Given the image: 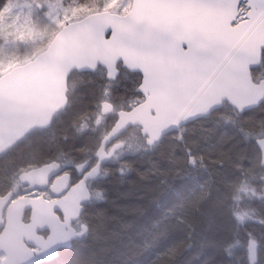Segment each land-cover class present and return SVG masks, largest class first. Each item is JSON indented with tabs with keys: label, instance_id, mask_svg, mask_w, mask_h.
<instances>
[{
	"label": "water",
	"instance_id": "obj_1",
	"mask_svg": "<svg viewBox=\"0 0 264 264\" xmlns=\"http://www.w3.org/2000/svg\"><path fill=\"white\" fill-rule=\"evenodd\" d=\"M240 4L247 12L236 23ZM262 51L264 0H132L124 16L100 12L65 25L44 52L2 75L0 156L31 132L48 129L53 116L66 109L67 80L73 72L101 68L105 79L115 82L120 65L140 75L136 93L143 98L130 111L116 113L96 150L94 167L71 189L67 176L57 177L56 163L19 176L29 191L48 189L58 199L16 200L7 208L5 224L1 213L9 195L0 199L2 264L47 263L58 250L70 248L76 240L70 225L89 200L86 183L96 179L100 166L121 146L113 143L128 129L138 128L150 148L223 103L238 114L258 108L264 81L254 84L251 70L259 66ZM111 112L110 104L101 105L102 116ZM256 144L264 168V139ZM26 211L30 218L24 225Z\"/></svg>",
	"mask_w": 264,
	"mask_h": 264
},
{
	"label": "trees",
	"instance_id": "obj_2",
	"mask_svg": "<svg viewBox=\"0 0 264 264\" xmlns=\"http://www.w3.org/2000/svg\"><path fill=\"white\" fill-rule=\"evenodd\" d=\"M261 70L264 72V55L259 71ZM259 71L253 72L254 78L255 76L264 78V73L260 76ZM83 109L84 106L79 110ZM117 109L124 110V107ZM213 115L210 117L214 118ZM235 117L239 118L242 129H253L255 124L262 125L264 103L241 116L235 113ZM95 129L97 128L94 117L82 116L73 124L74 131H82L79 133L81 140L67 144V140L63 142V138H60L59 147L63 154L54 156L55 151L37 146L38 148L33 150L35 165L51 161L65 164L81 160L77 158L76 151L80 146H77V143L83 142L86 139L83 135L93 134ZM214 131L220 137L219 144L214 145L215 142L207 135L201 140L202 150L205 153H202L204 158L202 161L207 165V172L202 174L187 172L188 174L185 175L190 178L188 180H181L172 174L167 150L165 152L162 147L159 151L156 149L163 145L168 136L151 150H147L142 142V160L133 159L138 153H128L123 161L127 164L131 162L129 163L130 166L132 165L131 170H123L118 166L116 171L107 173L104 169L100 189L107 194L106 203L91 206L84 211V217L93 216L95 221H98L96 224H101L98 230L99 224H95L94 239L91 232L87 239L66 252L63 259L57 258L49 264H62L66 255L65 264H139L141 261L142 264H146L147 261L151 264H220L221 247L226 264H229L223 247L234 235L237 239L242 234L248 235V239H251L249 235L251 230L247 233L245 230L249 226L243 225L238 226L237 231L232 233L233 225L225 208L232 190L230 183L223 180V176L231 172L229 175L235 179L238 177L237 171L234 170V174L232 169L235 167L238 169L241 162L250 161L244 157V154H250L253 161L256 156L250 145L242 147L240 141L239 144L229 146L231 150L225 149L229 139H233V132L229 128L214 129ZM155 149L156 152L148 155ZM207 149H210V152L206 151ZM231 156L234 161L228 167L227 173L222 174ZM15 160H19L18 157L7 158L5 162L0 163V166L8 167ZM139 161H142V164H139L141 163ZM1 176L0 173V178ZM189 182L195 185L202 183L201 188H203L192 190ZM4 187L5 185L1 188ZM217 188H219L218 192ZM208 189L211 196L206 193ZM179 193L182 197L175 198ZM190 194L193 198L187 197ZM220 195L221 199H219ZM179 201L182 203L178 205ZM195 207L201 210V214L195 213ZM167 209L169 210L166 211ZM162 212H172V216L167 217V221L157 222ZM155 218L156 222L153 223ZM91 227L92 225L90 230L93 228ZM240 240L243 243L248 241L243 236ZM158 252L162 255L154 258Z\"/></svg>",
	"mask_w": 264,
	"mask_h": 264
},
{
	"label": "rangeland",
	"instance_id": "obj_3",
	"mask_svg": "<svg viewBox=\"0 0 264 264\" xmlns=\"http://www.w3.org/2000/svg\"><path fill=\"white\" fill-rule=\"evenodd\" d=\"M130 3L131 0H0V76L16 66L31 61L36 55L44 51L53 36L65 24L78 21L87 15L98 12L124 15L128 11ZM241 13L242 16L244 8ZM259 72L260 76L264 73L262 70ZM261 79L264 78L260 77L257 80ZM139 82L140 78L137 75L126 72H121L114 83L106 81L105 74L101 70L93 74L72 75L68 83L69 106L66 112L56 118L49 131L32 134L17 149L11 152L9 158L18 157L19 160H15L14 164L8 167L0 166L2 167L0 170L2 175L0 187L8 186L10 179L15 178L20 171L32 167V162L36 164L33 150L39 146L51 149L56 153L61 150L59 147L60 138H63V142L67 140V144L80 141L79 133H82V131H74L73 124L82 116L94 117V124L97 129L93 130V134H84L83 136H86V139L81 143H77V146L85 144L88 148H91L92 151L90 152L93 153L92 156L94 157L99 141L105 136L112 121H114L112 115L110 117L100 114L101 103L107 101L116 109L118 107H124V110L131 109L141 101L140 97L134 94ZM82 106L85 109L79 110ZM76 113L78 114L75 115ZM213 116L214 118L210 117L211 119L198 121L196 122L199 123L197 125L194 123L173 133L166 138L162 146L156 148L157 151L161 147L165 149V152L167 150V158L172 166V174H175L177 178L181 180L190 179L185 175L190 171H197L200 174L207 172V169L204 170L201 167L202 160H204L203 154H205L202 150L201 140L207 135L210 140L215 142L214 145L219 144L220 137L216 135L217 132L214 129L225 130L229 128L233 133L240 135V139L244 141L250 139L254 141L264 137V121L262 125L255 124L253 129H242L239 125V118L235 117V112L229 108L222 109ZM194 125L196 126L194 127ZM229 140L225 147L227 150H231V148H228L229 146L236 145L233 139ZM120 142L124 148L117 153L118 155L111 161V165L113 169L119 166L126 170L129 165L123 159L130 152L140 154L143 141L140 139L138 131L134 129L128 131L120 139ZM210 149L206 151L210 152ZM152 152H156V150ZM191 154H193L192 158L195 162L191 161L188 165L187 158ZM92 156L83 157L81 161L91 162ZM6 159H1V163L5 162ZM248 159L250 162H241L238 168H243L244 172L252 176L248 180L255 183L252 184V187L248 185L235 187L236 191L232 190L230 197L233 198L234 203L237 202L236 200H243L244 197H250L256 201L253 207L256 209L258 217L256 213L254 214L252 205H244L236 210L239 216H244L245 212L250 211L256 220L259 232L252 235L253 239L249 241L252 242L251 245L248 246V243H246L232 247L229 251L230 254H228L229 264H264V193L260 194V186L257 184L259 179H264V172L255 169L253 158L248 157ZM234 170L237 171V168L235 167ZM103 173L105 172L103 171ZM92 185L90 187L93 189ZM38 196L43 195L38 194ZM106 196V193H100V196H98V199H102L100 203H106ZM201 216H203V213ZM162 217L164 218L163 221H167L164 212H162ZM83 222L84 225L89 227L90 234L92 232V238L94 239L95 232H93V229L99 224L98 230L101 224H96L98 221H95L93 216L84 218ZM90 225L93 227H91V230ZM225 253H228V251H225Z\"/></svg>",
	"mask_w": 264,
	"mask_h": 264
},
{
	"label": "bare ground",
	"instance_id": "obj_4",
	"mask_svg": "<svg viewBox=\"0 0 264 264\" xmlns=\"http://www.w3.org/2000/svg\"><path fill=\"white\" fill-rule=\"evenodd\" d=\"M240 137L241 136L238 135L237 133H233V140L236 142V144H239V141H240L242 147H244L246 145H250L251 146V148L253 149V153L256 156L255 157V160H254L255 169H257V170L259 169L260 171L264 172V168L261 167V165H260L261 164V152H260V150H259V148L257 147V144H256L258 141H260V140H262L264 138H258V139H255L254 141L252 139H250L249 141H244V140H241ZM100 141H99V144H100ZM159 144L160 143L155 144L154 146H152L150 148H147L146 146H144V147L147 150H151V149L156 148L157 145H159ZM78 148L79 149L76 152H77V155H78L77 158H79V159H81L83 157H90L93 154V153L90 152V151H92L91 148H88L85 144H81ZM152 153L153 152L149 153L148 155H150ZM59 154H63L61 152V150L58 151V152H56V153H54L53 156L54 155H59ZM68 155H71V153H68ZM192 155L193 154L189 155V157L187 158V164L188 165H190L189 163L191 161H194V159L192 158ZM244 157L248 158V157H250V154L245 153L244 154ZM232 158L233 157L231 156V158L229 160H227V165L224 166L225 168L222 170V174H226L227 173L228 167L234 161ZM133 159L142 160V152L140 154L136 155ZM139 162H141L139 164H142V161H139ZM247 162H250V161H247ZM48 163L60 164L62 162L51 161V162H48ZM129 163H131V162H129ZM129 163H128V165H129ZM44 164H46V163H44ZM44 164H40V165H44ZM201 167H203L204 170L207 169V165H205L203 161L201 163ZM103 168L105 169V171L107 173H111L112 171L113 172L116 171V169H113V166L111 165V162H107L106 164H104L103 165ZM127 169H130L131 170L132 169V165L131 166L129 165L128 168H126V170ZM255 169H253V170L255 171ZM195 172H197V171H195ZM229 173H231V172H228L225 176H223L224 177L223 180L226 181V182H229L230 183V185H229L230 187H231V185H233L231 187V190L236 191L235 187H239L241 185H248V186L252 187V184L255 183L254 181L248 180L252 176H249L247 174V172H244L243 171V168H238L237 169V175H238V177H236L235 179L232 176H230ZM232 173L235 174L234 168L232 169ZM103 175H104V173H102V175L99 178H97V179H95L93 181H89V182L86 183V190H87V193L89 195V200H88V202H86L85 204L82 205V211L80 213V216H79L78 220L74 223V224H76V223L78 224L77 227H74V224H71L70 225V229L72 231H74V233L76 235V240H74V241L71 242L70 248H68V249H60L56 253V258L63 259L65 253L68 252V251H70L74 245L78 244L79 242H82L83 240H85V239H87L89 237V234H90L89 227L83 224L84 223L83 220H84V218H86V217H84L85 216L84 211L86 209H88L89 207H91V206H94V205H97V204H103V203H100V201L102 199H98L99 198L98 196H100V193H104L100 189V184L102 183L103 177H104ZM227 175H229V177ZM235 180H236V184H235ZM189 183H190V186L189 187H191L192 190L193 189H199V190H201L203 188V187L201 188L202 183H199L198 185H195L194 183L192 184V182H189ZM91 184H93L92 185L93 186V189L90 187ZM257 184H259V186H260V194L264 193V179H262V180L259 179V182H257ZM246 190H249V189H246ZM216 191L218 192L219 191V188H217ZM206 192H207L208 195L211 196L210 189H208ZM192 196H191V194L190 195H187L188 198H193ZM180 197H182V195L180 193H179V195H175V198H177V199H179ZM238 197H239V195H238ZM245 198L246 197H244L243 200H236L237 202L234 203V200H232L233 198H231L230 195H229L228 201H226V203H225L226 211L228 212L229 219H230V221H231V223L233 225L232 233H235L237 231L238 226L241 227L243 225L244 226H249V227H246L247 229L245 230L247 233H248L249 230H251V234H249L250 237H251V239H248V235H243V234L240 235L239 239H237L236 238V235L232 236V234H231L232 239H230V241L227 244H225V246L223 247V252L224 253H225V251H228V253H225L226 254L227 263H229V259H228L229 258L228 257V254H230L229 251L232 249V247L234 245L246 244V243H248V246L251 245L252 242H249V241L253 239L252 238V235H255L256 233L259 232L258 231V226H257L256 220H255L253 214L250 213V211L245 212L244 216H239L237 214V210L236 209H239L240 207H242L244 205H247V206H251L252 205V207L255 206L256 201H254L250 197H248L246 199ZM219 199H221V195H220V198ZM229 200H231V202H229ZM180 203H182V202H180V201L177 202L178 205ZM218 205H216V206H218ZM168 210L169 209H167L166 211H168ZM252 210H253V212L255 214L256 213V211H255L256 209L254 208ZM194 211H195L196 214H200L201 213V210L198 207H195L194 208ZM164 213H165L166 218L167 217L169 218V217L172 216V212H168V213L167 212H164ZM256 216L258 217L257 213H256ZM162 220H164V218L161 215L157 222H161ZM155 222H156V218L153 220V223H155ZM82 228H85L86 229V231H85L84 234H81L82 233ZM242 236L245 237L248 241L245 242V243L241 242L240 239H242ZM149 253H147V254H149ZM221 254H222V256L220 258L219 263L220 264H226V260H225V258L223 256V253H222V247H221ZM161 255H162V253L161 252H158L156 255H154V258L156 256L159 257ZM66 257H67V255H66ZM66 257H65V259H64V261H63L62 264H65ZM148 263L149 262L147 261L146 264H148ZM152 263H153V261H152ZM251 263H252V260H251ZM139 264H142V261ZM149 264H151V263H149Z\"/></svg>",
	"mask_w": 264,
	"mask_h": 264
},
{
	"label": "flooded vegetation",
	"instance_id": "obj_5",
	"mask_svg": "<svg viewBox=\"0 0 264 264\" xmlns=\"http://www.w3.org/2000/svg\"><path fill=\"white\" fill-rule=\"evenodd\" d=\"M21 143H19L13 149L14 150L17 149ZM12 150L10 152H8L5 156L0 157V163L2 161L1 159H4V158L10 159L9 156L11 155V152L14 151V150L13 151ZM13 164H14V162L10 163V165H13ZM31 165H33V162L31 163ZM92 165H93L92 161L91 162H82L81 160H79L77 162H69V163H65V164L60 163V167H61L60 175L68 176L69 177V182H68L69 187H72V186L76 185L78 181L81 180L83 174L86 173L91 168ZM32 167H34V165ZM32 167H30V168H32ZM30 168L20 171L15 176V178L10 179L8 186H5L3 189L0 187V198L4 197L6 195H10L9 204L18 198H36L37 195L35 193H29L27 191L26 187L21 186L20 183L18 182V179H17L18 175L20 173L25 172V171L29 170ZM78 168L80 169V172H78V170H79ZM43 196H44L43 198L47 201L54 200L52 197H50L48 191H45L43 193ZM4 215H5V211L2 214L3 219H4ZM59 218L61 219V217H59ZM28 220H29V212H26L23 215L22 222L27 223ZM77 225H78L77 223L74 224V227H77ZM1 231H2V229H0V233H1ZM2 260H3V255L0 254V264H1Z\"/></svg>",
	"mask_w": 264,
	"mask_h": 264
}]
</instances>
